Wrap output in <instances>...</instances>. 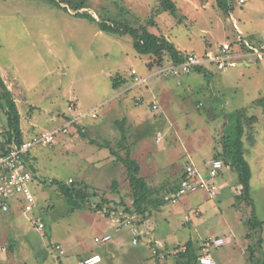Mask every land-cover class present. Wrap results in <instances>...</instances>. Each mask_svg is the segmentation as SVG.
I'll return each instance as SVG.
<instances>
[{
  "label": "rangeland",
  "instance_id": "374dc122",
  "mask_svg": "<svg viewBox=\"0 0 264 264\" xmlns=\"http://www.w3.org/2000/svg\"><path fill=\"white\" fill-rule=\"evenodd\" d=\"M156 1L90 0L86 10L97 20L116 16L146 24L183 54L217 52L224 42L235 43L239 36L235 17L245 18L248 33L264 31V0L244 5L236 0L232 12L236 15L225 14L218 0H175L174 13L155 14ZM74 14L41 0H0V72L15 96L24 136L29 139L69 118L78 119L68 134L58 133L51 144L31 150L34 212L27 214L14 205L7 213L0 209L2 264H80L96 253L103 258L98 264H177L178 253L189 241L198 255L207 253L218 264H261L264 243L252 255L257 235L247 237L249 208L236 199L238 173L224 165L217 176L209 177L205 160L222 149V137L233 134L234 111L246 108L247 115H255L254 144L247 136L243 139L259 217L264 219V107L255 103L264 97V61L246 66L245 58L237 57L222 70L176 76L168 69L169 53L159 66L153 55L136 51L129 34L101 31ZM257 39L263 43L262 37ZM132 69L140 78L148 77L147 82L135 85ZM95 109L97 117H92ZM117 120H125L131 155L156 197L179 182L189 162L218 185L217 194L211 195L209 189L186 194L175 204L151 207L145 220L128 214L123 218L126 225L116 230V217L127 215L119 202L133 203L127 168L90 137L108 140L125 155ZM6 124L0 110V127L8 129ZM159 132L164 136L160 142ZM70 179L90 186L92 195L80 209L72 210L52 182L69 185ZM36 216L45 220V234L31 220ZM106 234L112 236L110 241H95ZM219 237L231 241L218 246L214 240Z\"/></svg>",
  "mask_w": 264,
  "mask_h": 264
},
{
  "label": "trees",
  "instance_id": "16d2710c",
  "mask_svg": "<svg viewBox=\"0 0 264 264\" xmlns=\"http://www.w3.org/2000/svg\"><path fill=\"white\" fill-rule=\"evenodd\" d=\"M51 5H54L66 12L70 10L75 11V16L88 19L95 23L101 31L113 34H129L133 39V46L137 52L141 54L153 55L155 57V64L162 66L164 64V57L166 53L171 55L172 62L179 63L183 60L184 55L179 50L174 42L170 41L165 36H160L149 30L146 24H134L129 20H120L116 16H102L101 20L90 13L86 8L90 6V0H41ZM236 0H218L220 8L225 14H230L234 10ZM175 0H157L154 7V13L176 11ZM152 64H150L151 66ZM153 67V66H152ZM198 71H204L199 69ZM207 71V70H205ZM118 84L116 83V87ZM264 107V97L255 101ZM0 110L4 111L7 122V130L11 131L10 135L22 143L25 139L22 126L21 114L15 96L0 73ZM232 115L235 117V128L231 136L222 137V149L216 150L214 158L221 159L224 165H230L238 173V184L240 192L236 199L249 208V214L245 219V223L250 232L247 237L257 239L254 249L251 248L252 255L255 251L263 249V230L264 220H262L257 212L255 199L252 196L251 180L253 176L252 167L246 158L244 136H247L249 144H254V124L258 120L255 115H247V109L234 111ZM125 120H117L116 123L120 126L121 142L119 145L121 149L125 150L126 154H121L118 150L112 148L110 142L105 140L101 142L96 138L90 137V142L100 147L109 148L111 153L115 155L117 161L123 163L127 168L130 185L132 188L133 203L131 206L124 201H120V205L124 206L126 214L139 215L142 220L147 219L151 207L159 208L166 204L163 196H155V191L148 184L146 178L140 175L141 166L137 159L132 157L131 149L128 144V129L123 125ZM84 136L88 134L83 132ZM247 141V140H246ZM58 184V188L62 196L67 201L72 210L80 209L90 199V186L84 182L71 181L68 184H60L58 180L52 181ZM117 186V181H114V187ZM43 219V218H42ZM44 220V219H43ZM45 221V220H44ZM47 227V225H46ZM46 232V230H45ZM177 264H197L200 255L196 252L191 241L187 243L185 250L178 253ZM264 264V261L261 263Z\"/></svg>",
  "mask_w": 264,
  "mask_h": 264
},
{
  "label": "built area",
  "instance_id": "2783aa9c",
  "mask_svg": "<svg viewBox=\"0 0 264 264\" xmlns=\"http://www.w3.org/2000/svg\"><path fill=\"white\" fill-rule=\"evenodd\" d=\"M248 0H237L238 4L244 5ZM243 32L239 29V36L234 42H224L220 45L217 52H208L205 54H199L196 52H187L184 55L183 60L179 63L172 62L168 69L173 75L187 74L199 69L213 72L214 70H222L228 64H235L233 59L237 57L246 58L253 56L257 61H264V45H256L250 40L242 37ZM241 42V43H240ZM134 76V84L146 83L148 77L137 76L135 69L131 70ZM154 109L158 108L157 104H153ZM71 110L75 109L74 104H70ZM82 116V115H80ZM92 117H97L96 109L92 111ZM80 118V117H79ZM77 118H69L66 122L49 131L41 132L33 135L31 138L25 139L22 143L16 140L15 137L10 135L11 131H8L5 127H0V209L2 212L7 213L10 211L11 202L18 201L22 203V208L25 213H33L36 206V197L32 190L31 184L36 180V173L32 169L33 158L31 156V150L36 145H47L55 141L58 133L68 134L70 127H72ZM163 134L158 133V142L163 140ZM209 177L217 176L221 169L224 167V162L221 159H208L205 162ZM202 169L197 167L193 162H189L183 168L181 179L179 182L173 184L167 188L166 193L163 195L166 203L175 204L184 195L197 192L201 189H209L211 195H216L218 192V185L210 181L209 177H206L202 173ZM72 181V179H70ZM123 214V212H121ZM124 215V214H123ZM130 217L128 214L124 216L116 217L117 227L116 230L126 222L123 218ZM190 218L187 217V221ZM34 221L35 227L38 232L45 234L46 223L41 218L31 217ZM112 236L106 234L102 237H96V242L110 241ZM231 241V237H219L214 240L216 245H223ZM134 244L138 243L137 237L133 240ZM56 250H59L60 254H64L63 247L59 244L55 246ZM3 248L0 247V264L2 263ZM103 260L99 253L89 255L80 261V264H98ZM197 264H218L217 261L209 254L203 253L198 258Z\"/></svg>",
  "mask_w": 264,
  "mask_h": 264
},
{
  "label": "crops",
  "instance_id": "0c3cea01",
  "mask_svg": "<svg viewBox=\"0 0 264 264\" xmlns=\"http://www.w3.org/2000/svg\"><path fill=\"white\" fill-rule=\"evenodd\" d=\"M232 12H234V10L232 11ZM230 13L231 15L232 14H234V13ZM234 15H236V14H234ZM235 21L238 23V27H239V29L243 32V37L244 38H246V39H248V40H250L251 42H255L254 44H256V45H258V44H260V45H264V31L262 32V33H248L245 29H244V27L245 26H247L246 25V21H245V18H243V20L242 19H240V18H237V17H235ZM240 25V26H239ZM257 35H258V37H257ZM256 36V37H255ZM260 37H262L263 39H261V40H263V43L261 42H258L257 40H259V39H257V38H260ZM257 39V40H256ZM260 41V40H259ZM258 43V44H257ZM208 51H209V49L207 50V51H205V52H203V54L204 53H208ZM209 52H211V51H209ZM255 61H257L253 56H248V57H246L245 58V60L243 61V63L246 65V66H253L254 65V62ZM1 73V72H0ZM1 75H2V77H3V79L5 80V82L7 83V85H8V87L10 86L9 85V83H8V81H7V78L1 73ZM26 137V136H25ZM25 139H27V137L25 138ZM32 156V155H31ZM32 158H33V156H32ZM205 162H206V160H205ZM140 172H141V170H140ZM221 172V171H220ZM252 179H253V176H252ZM252 181V180H251ZM35 182V181H34ZM252 185V184H251ZM252 188H253V186H252ZM252 196H253V198L255 199V197H254V194H253V189H252ZM255 202H256V200H255ZM13 205L14 206H17L18 208H21V209H23L22 208V203L21 202H18V201H13V202H11V208H10V211L13 209ZM256 206H257V212H258V215L260 216V213H259V207H258V205H257V203H256ZM34 212V211H33ZM4 213V212H3ZM261 219L262 220H264L262 217H261ZM8 222H7V220H4V222H3V227H5V228H7V224ZM18 225V227L17 228H19V224H17ZM4 230V229H3ZM5 231V230H4ZM3 232V231H2ZM6 232V231H5ZM2 248H3V250H5V246H4V244H3V246H1ZM204 253V252H203ZM202 253V254H203ZM2 264V263H1Z\"/></svg>",
  "mask_w": 264,
  "mask_h": 264
}]
</instances>
